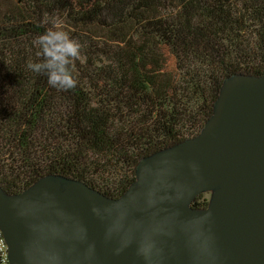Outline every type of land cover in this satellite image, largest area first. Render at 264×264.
I'll return each mask as SVG.
<instances>
[{
    "label": "trees",
    "instance_id": "16d2710c",
    "mask_svg": "<svg viewBox=\"0 0 264 264\" xmlns=\"http://www.w3.org/2000/svg\"><path fill=\"white\" fill-rule=\"evenodd\" d=\"M53 20L80 46L68 90L27 67ZM238 74H264V0H0V186L58 176L118 199L143 159L202 131Z\"/></svg>",
    "mask_w": 264,
    "mask_h": 264
},
{
    "label": "water",
    "instance_id": "95a60500",
    "mask_svg": "<svg viewBox=\"0 0 264 264\" xmlns=\"http://www.w3.org/2000/svg\"><path fill=\"white\" fill-rule=\"evenodd\" d=\"M0 229L11 264H264V74L227 79L202 131L143 159L118 199L58 176L0 186Z\"/></svg>",
    "mask_w": 264,
    "mask_h": 264
},
{
    "label": "clouds",
    "instance_id": "9594fccd",
    "mask_svg": "<svg viewBox=\"0 0 264 264\" xmlns=\"http://www.w3.org/2000/svg\"><path fill=\"white\" fill-rule=\"evenodd\" d=\"M37 42L40 45L38 55L43 59L29 62L27 67L35 73L47 76V83L60 90L72 89L76 79L69 69L70 61L79 55V44L61 30L59 20L52 21V27L41 33Z\"/></svg>",
    "mask_w": 264,
    "mask_h": 264
},
{
    "label": "rangeland",
    "instance_id": "374dc122",
    "mask_svg": "<svg viewBox=\"0 0 264 264\" xmlns=\"http://www.w3.org/2000/svg\"><path fill=\"white\" fill-rule=\"evenodd\" d=\"M227 84L225 85V88H223V92H222V100L224 98L227 97ZM218 193V187L217 186H209V187H205L199 191H197L194 195H193V199L198 195V194H202L204 195L207 199H208V205H210L212 203V201L214 200V198L216 197ZM192 199V200H193ZM191 200V201H192ZM207 205V206H208Z\"/></svg>",
    "mask_w": 264,
    "mask_h": 264
},
{
    "label": "built area",
    "instance_id": "2783aa9c",
    "mask_svg": "<svg viewBox=\"0 0 264 264\" xmlns=\"http://www.w3.org/2000/svg\"><path fill=\"white\" fill-rule=\"evenodd\" d=\"M0 251L2 252V256L4 259L9 260L8 258V245L6 243V240L4 238V235L0 229Z\"/></svg>",
    "mask_w": 264,
    "mask_h": 264
}]
</instances>
